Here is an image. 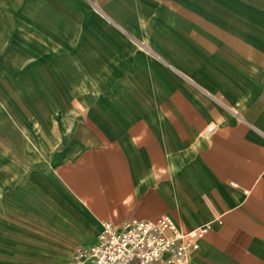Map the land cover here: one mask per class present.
Listing matches in <instances>:
<instances>
[{"label":"crops","instance_id":"crops-1","mask_svg":"<svg viewBox=\"0 0 264 264\" xmlns=\"http://www.w3.org/2000/svg\"><path fill=\"white\" fill-rule=\"evenodd\" d=\"M0 100V264L163 214L264 264V0H0Z\"/></svg>","mask_w":264,"mask_h":264},{"label":"built area","instance_id":"built-area-1","mask_svg":"<svg viewBox=\"0 0 264 264\" xmlns=\"http://www.w3.org/2000/svg\"><path fill=\"white\" fill-rule=\"evenodd\" d=\"M207 226L180 230L167 214L157 219L130 217L104 223L98 240L77 252L90 264H187L186 249L196 245Z\"/></svg>","mask_w":264,"mask_h":264},{"label":"rangeland","instance_id":"rangeland-1","mask_svg":"<svg viewBox=\"0 0 264 264\" xmlns=\"http://www.w3.org/2000/svg\"><path fill=\"white\" fill-rule=\"evenodd\" d=\"M60 58V56H57V58ZM45 74L47 73L46 71H43ZM61 73H63V71L61 72ZM57 76H56V83L54 84L55 86V90L56 91H58V90H60V91H62V83H61V81H59V82H57ZM10 108L11 107H9V105L8 104H6L3 100H0V110H4V109H6V110H9L10 111ZM12 109V108H11ZM13 110V109H12ZM14 111V110H13ZM12 123H14V121L12 122ZM11 124H8V126H10Z\"/></svg>","mask_w":264,"mask_h":264}]
</instances>
